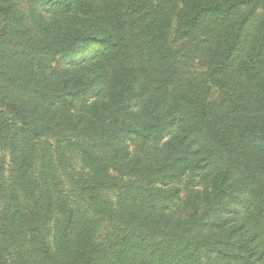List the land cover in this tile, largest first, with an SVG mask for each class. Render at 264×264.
Wrapping results in <instances>:
<instances>
[{
  "label": "trees",
  "instance_id": "obj_1",
  "mask_svg": "<svg viewBox=\"0 0 264 264\" xmlns=\"http://www.w3.org/2000/svg\"><path fill=\"white\" fill-rule=\"evenodd\" d=\"M0 264H264V0H0Z\"/></svg>",
  "mask_w": 264,
  "mask_h": 264
},
{
  "label": "rangeland",
  "instance_id": "obj_2",
  "mask_svg": "<svg viewBox=\"0 0 264 264\" xmlns=\"http://www.w3.org/2000/svg\"><path fill=\"white\" fill-rule=\"evenodd\" d=\"M21 4V6L24 8L25 7V5H24V3H20ZM170 37H171V39L174 37V26H172V28H171V30H170ZM219 96V92L217 91V89H215L214 87H212L211 88V91H210V97H212V98H219L218 97Z\"/></svg>",
  "mask_w": 264,
  "mask_h": 264
}]
</instances>
